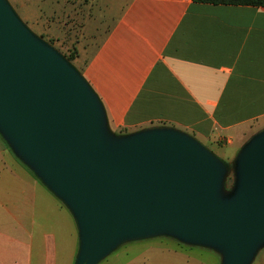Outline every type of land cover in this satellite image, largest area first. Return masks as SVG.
<instances>
[{
	"label": "water",
	"instance_id": "obj_1",
	"mask_svg": "<svg viewBox=\"0 0 264 264\" xmlns=\"http://www.w3.org/2000/svg\"><path fill=\"white\" fill-rule=\"evenodd\" d=\"M0 136L69 210L73 264L155 236L247 264L264 245V128L240 147L231 192L218 158L172 127L112 133L91 87L0 0Z\"/></svg>",
	"mask_w": 264,
	"mask_h": 264
},
{
	"label": "crops",
	"instance_id": "obj_2",
	"mask_svg": "<svg viewBox=\"0 0 264 264\" xmlns=\"http://www.w3.org/2000/svg\"><path fill=\"white\" fill-rule=\"evenodd\" d=\"M90 2L108 19L80 73L112 133L172 127L225 157L264 127V7ZM77 248L69 210L0 136V264H73ZM96 264H220V258L155 236L123 242ZM250 264H264V247Z\"/></svg>",
	"mask_w": 264,
	"mask_h": 264
},
{
	"label": "rangeland",
	"instance_id": "obj_3",
	"mask_svg": "<svg viewBox=\"0 0 264 264\" xmlns=\"http://www.w3.org/2000/svg\"><path fill=\"white\" fill-rule=\"evenodd\" d=\"M4 1L35 37L59 54L81 74L80 69L85 55H88L95 47L97 39L105 28L107 22L105 20L108 19V16L103 15L104 20H102L98 10L99 4H96L97 8L95 4H91L90 0ZM256 132H252L247 139ZM241 145L231 156L226 155L225 157L217 156L208 145H203L220 162V167L224 172L222 189L224 192H231L232 190L235 179L236 157ZM263 247L264 245L261 248ZM250 263L251 260L247 264Z\"/></svg>",
	"mask_w": 264,
	"mask_h": 264
},
{
	"label": "trees",
	"instance_id": "obj_4",
	"mask_svg": "<svg viewBox=\"0 0 264 264\" xmlns=\"http://www.w3.org/2000/svg\"><path fill=\"white\" fill-rule=\"evenodd\" d=\"M200 3H209L212 5H247V6H262L264 7V0H193Z\"/></svg>",
	"mask_w": 264,
	"mask_h": 264
}]
</instances>
